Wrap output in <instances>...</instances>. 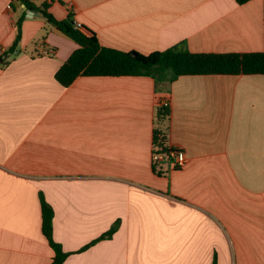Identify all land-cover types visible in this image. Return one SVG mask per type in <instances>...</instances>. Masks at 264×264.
Returning a JSON list of instances; mask_svg holds the SVG:
<instances>
[{"label":"crops","instance_id":"crops-1","mask_svg":"<svg viewBox=\"0 0 264 264\" xmlns=\"http://www.w3.org/2000/svg\"><path fill=\"white\" fill-rule=\"evenodd\" d=\"M30 1L126 52L264 51V0ZM10 3L0 0V52L23 10ZM78 47L42 13L26 15L19 53L0 66V264H51L40 193L71 253L63 264H264V75H184L159 90L148 76H79L64 87L56 72ZM165 99L169 144L187 163L157 173ZM117 220L112 238L79 252Z\"/></svg>","mask_w":264,"mask_h":264},{"label":"trees","instance_id":"trees-1","mask_svg":"<svg viewBox=\"0 0 264 264\" xmlns=\"http://www.w3.org/2000/svg\"><path fill=\"white\" fill-rule=\"evenodd\" d=\"M235 1L242 5L250 0ZM23 2L28 9L37 8L45 20L59 33L74 40L79 45L56 72L57 82L64 87H68L79 76H148L155 79L156 88L159 90L167 88L173 81L184 75H264V51L244 54L194 53L187 47L186 43H181L150 54L137 51L126 52L104 47L94 32L85 28H77V21L72 13L66 19L59 20L48 11L49 5L47 3L37 7L30 0H23ZM12 4L14 7L13 0ZM25 17L26 11L21 10L20 17L16 22L18 30L15 42L9 49L0 52V66L7 65L11 60L9 58L13 59L19 53L20 30ZM170 116L169 106L157 105L153 148L155 152L168 155L174 151L173 146L169 144ZM156 172L160 173L161 170ZM39 198L42 211V231L55 253L51 259V264H63L71 253L65 252L62 246L54 241L52 237L54 210L41 193ZM119 224L120 221L117 220L100 238L92 240L79 252L85 251L96 242L112 238L118 230ZM213 264H218L216 257Z\"/></svg>","mask_w":264,"mask_h":264},{"label":"built area","instance_id":"built-area-1","mask_svg":"<svg viewBox=\"0 0 264 264\" xmlns=\"http://www.w3.org/2000/svg\"><path fill=\"white\" fill-rule=\"evenodd\" d=\"M12 7H13V4L10 3L7 8L10 9ZM76 27L83 29L82 24L79 22L76 23ZM53 54H55V51L54 49H51V48H46L42 53V55H53ZM160 104L163 106L170 107L171 103H170V100L165 99ZM173 148H174V151L171 152L169 155L166 153L155 152L153 149L152 163L155 169L159 168L162 164H168L173 169H180L183 166H185V164L187 163V157L184 152V149L180 147H173Z\"/></svg>","mask_w":264,"mask_h":264},{"label":"water","instance_id":"water-1","mask_svg":"<svg viewBox=\"0 0 264 264\" xmlns=\"http://www.w3.org/2000/svg\"><path fill=\"white\" fill-rule=\"evenodd\" d=\"M13 2L17 6V8H22L24 11H26V15L28 17H37L41 15V13L37 11V9H28L27 5L22 0H15Z\"/></svg>","mask_w":264,"mask_h":264}]
</instances>
